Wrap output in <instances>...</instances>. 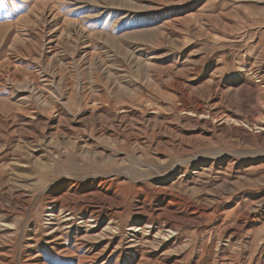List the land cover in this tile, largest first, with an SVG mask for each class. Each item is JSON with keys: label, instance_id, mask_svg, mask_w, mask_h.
<instances>
[{"label": "rangeland", "instance_id": "obj_1", "mask_svg": "<svg viewBox=\"0 0 264 264\" xmlns=\"http://www.w3.org/2000/svg\"><path fill=\"white\" fill-rule=\"evenodd\" d=\"M66 1L0 0V264H264V0Z\"/></svg>", "mask_w": 264, "mask_h": 264}, {"label": "bare ground", "instance_id": "obj_2", "mask_svg": "<svg viewBox=\"0 0 264 264\" xmlns=\"http://www.w3.org/2000/svg\"><path fill=\"white\" fill-rule=\"evenodd\" d=\"M69 2V3H68ZM74 2V0H67L66 1V3H68L67 4V10H65L66 12H67V14H65V16L63 17V19H64V21H66L67 22V25H70L71 26V28H73V36H74V38L76 39H78L79 37H80V39L82 38V39H87V36H85L86 34H85V29L80 25V22L78 21V20H74V19H70V15L69 14H74L75 12H76V10H77V8H73L74 7V5L72 4ZM35 6V5H34ZM32 7V6H31ZM64 7V6H63ZM77 7V6H76ZM57 9V8H56ZM64 9V8H63ZM45 10V9H44ZM44 10H42L43 11V13L42 14H40V15H42L41 17H43V19L45 20V22H49V21H52L53 19H55V17H56V12H55V14H54V10H53V8L51 9H46V11L44 12ZM58 11V10H57ZM64 11V10H63ZM104 11V10H103ZM60 13V12H59ZM62 14V13H61ZM75 15V14H74ZM77 17V16H76ZM83 18V17H82ZM89 18V17H88ZM85 20V19H84ZM120 20V19H119ZM79 25V26H78ZM76 30V31H75ZM69 31V30H68ZM80 33H79V32ZM49 35V34H48ZM51 35V34H50ZM59 37V36H58ZM60 38V37H59ZM58 38V39H59ZM76 39V40H77ZM54 40V39H53ZM79 40V39H78ZM49 42L51 41V40H48ZM57 41V40H56ZM55 41V43H57ZM59 41V40H58ZM80 41V40H79ZM51 45V44H50ZM56 45V44H55ZM58 46V45H57ZM56 47V46H55ZM54 48V47H53ZM85 54V53H84ZM54 55V54H53ZM86 55V54H85ZM54 57V56H53ZM88 59V58H87ZM29 85V84H28ZM35 85V84H34ZM27 87H29V86H27ZM30 88V87H29ZM33 89H34V87H32ZM35 88H37V87H35ZM38 89V88H37ZM29 90V89H28ZM39 90V89H38ZM31 92V91H30ZM32 93V92H31ZM33 93H34V91H33ZM38 97V96H37ZM167 194V193H166ZM172 195V194H171ZM170 196V195H169ZM173 196V195H172ZM171 198V197H170ZM18 201V200H17ZM15 202H16V199H15ZM17 203V202H16ZM76 204V203H75ZM82 206V205H81ZM1 208V207H0ZM83 208V207H82ZM62 209V208H61ZM5 210V209H4ZM8 210V209H7ZM6 210V211H7ZM74 210V209H73ZM73 213V212H72ZM91 214V213H90ZM93 214V213H92ZM72 215V214H71ZM96 215V214H95ZM3 216H4V214H3ZM91 216V215H90ZM53 217V216H52ZM50 218V220H49V222H48V224H46V227H49L50 229H51V232L49 233L50 235H48V237H47V241L45 242V244L47 245V247H49V248H51L52 250H54V246H57L58 245V243H60L59 241H62L61 240V234L59 233L58 234V232H59V228L58 227H56V228H54L53 226H52V221H54V219L53 218ZM4 218V217H3ZM66 218H68V217H66ZM92 219V218H91ZM56 220V219H55ZM60 221H62V220H60ZM45 226V225H44ZM57 226V225H56ZM86 226V225H85ZM7 227V226H6ZM5 226H4V228H6ZM88 227V226H87ZM54 228V229H53ZM115 228V227H114ZM113 229V228H112ZM111 229H109V231H110ZM114 230V229H113ZM91 232V231H90ZM105 232V231H104ZM141 234V233H140ZM161 235V234H160ZM145 236V235H144ZM67 237V236H66ZM69 237V236H68ZM100 237V236H99ZM99 237H96L95 236V238H93L92 239V237H91V239H89V242L88 243H90L89 245H87V247H89L88 248V250H87V253H85V257H84V259L80 262L81 264H85V262L87 263V264H95V259L99 256V254L100 253H98V254H92V247H93V245H91V244H93L97 239H99ZM155 237V236H154ZM42 238V237H41ZM90 238V237H89ZM101 238V237H100ZM136 238H137V236H136ZM157 238V237H156ZM80 239V238H79ZM78 239V240H79ZM157 240V239H156ZM126 241V240H125ZM20 242V241H19ZM44 242V241H43ZM97 242H99V241H97ZM134 242H136L135 240H134ZM42 243V242H41ZM40 243V244H41ZM85 243H86V241H85ZM32 244V243H31ZM84 244V243H83ZM126 244V243H125ZM139 244V243H138ZM137 244V245H138ZM0 245L2 246V244L0 243ZM19 245V244H18ZM120 245V244H119ZM22 246V245H21ZM68 246V245H67ZM29 247V246H28ZM31 247V246H30ZM44 247V246H43ZM135 247V246H134ZM104 248V247H103ZM55 249H57V248H55ZM139 249H140V247H139ZM51 250V251H52ZM104 251V250H103ZM34 252V251H33ZM46 252V251H45ZM134 252V251H133ZM140 252V251H139ZM35 253V252H34ZM54 253L55 254H57V251H54ZM93 253H95V252H93ZM83 254V253H82ZM7 257V256H6ZM18 258V257H17ZM17 258H16V260H17ZM20 258V257H19ZM20 259H22L23 260V258H20ZM46 259V258H45ZM74 259V258H73ZM86 259H89L90 261L88 262V260L86 261ZM7 261V260H6ZM34 261H35V259H34ZM70 261V260H69ZM24 263V262H23ZM18 264H19V262H18ZM22 264V263H21ZM34 264H45V263H42L41 262V259H39V260H37L36 259V263H34Z\"/></svg>", "mask_w": 264, "mask_h": 264}]
</instances>
